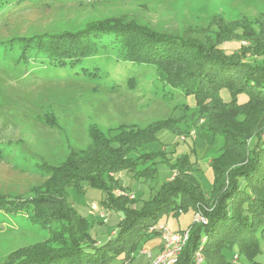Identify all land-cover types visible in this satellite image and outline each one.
<instances>
[{"label": "rangeland", "instance_id": "374dc122", "mask_svg": "<svg viewBox=\"0 0 264 264\" xmlns=\"http://www.w3.org/2000/svg\"><path fill=\"white\" fill-rule=\"evenodd\" d=\"M118 21L126 26H146L182 41L194 38L204 41L222 22L248 21L253 26L264 21V0L0 3V199L22 202L28 207L17 213L0 212V264H10V256L21 249L51 243L60 223L47 228L37 222L33 215L35 205L31 202L39 199L45 210L54 215L55 210L61 209L57 206L62 196L46 188L51 184L49 177L40 174L42 164L60 166L71 150H84L91 144L93 132L106 139L121 128L154 133L153 139L132 151L130 158L137 159L132 161L136 162V175L149 174L153 157L148 154L155 155V173L149 178H136L127 172L115 174L123 187L116 195L134 199L135 208L142 207L159 187L173 180L176 174L172 167L182 157L193 168L198 191L205 197L213 193L214 175L209 165L222 148L223 138L207 131L205 116L195 109L194 97L171 88L163 79L164 69L154 64L123 61L125 48L108 37L102 38L107 45L102 53L74 67H54L37 54L35 40L42 35L74 36L90 31L93 26H119ZM243 30L236 28L233 35L237 38L218 46L225 57L240 58V49L247 44L240 41ZM254 31L257 33L258 28ZM29 41L32 45H28ZM219 95L225 103L233 100L226 88ZM233 102L246 105L249 96L239 94ZM169 122L173 123L172 129L166 125ZM158 124L162 125L154 129ZM65 196L75 214L91 227L95 245L114 237L122 213L105 208L104 191L74 185L67 187ZM195 216L189 207L176 216L171 213L166 219L163 216L159 225L171 232L186 230ZM144 240L140 250L125 264H151L165 245L161 234ZM142 249L148 253L143 254ZM236 255L239 253L235 249L225 253L233 264H264V243L251 261ZM122 260L121 255L112 264H123Z\"/></svg>", "mask_w": 264, "mask_h": 264}, {"label": "trees", "instance_id": "16d2710c", "mask_svg": "<svg viewBox=\"0 0 264 264\" xmlns=\"http://www.w3.org/2000/svg\"><path fill=\"white\" fill-rule=\"evenodd\" d=\"M4 1L12 0L0 3ZM121 22L116 23L119 26H93L76 36L42 35L35 40L37 54L54 67H74L102 53L107 46L102 38L108 37L125 48L123 61L164 69L163 79L171 88L194 97L195 109L205 116L207 131L223 138L222 148L209 165L214 175L213 193L205 197L198 191L193 168L182 157L172 167L176 174L173 180L159 187L142 207L135 208L134 199L116 195L123 187L115 174L127 172L136 178H149L155 173V155L148 154L153 157L149 174L136 175V162L132 161L137 159L130 158L131 152L152 140L154 133L119 128L117 134L106 139L93 132L91 144L84 150H71L60 166L42 164L40 174L49 177L51 184L46 188L61 193L57 206L61 209L53 215L36 199L31 202L35 205L33 215L47 228L55 222L60 223V228L54 232L51 243L12 254L10 264H112L121 255L125 264L140 250L146 237L160 234L156 227H162L159 221L163 216H176L189 207L207 223L194 221L186 230L174 231L189 233L175 264H193V255L199 249L201 264H233L225 253L234 249L251 261L264 243V21L253 26L248 21L222 22L204 41H182L146 26H126ZM240 27L244 28L240 41L247 44L240 49V58L225 57L218 46L236 39L233 32ZM244 57L247 59L243 60ZM224 88L233 100L239 94H248L249 102H223L219 91ZM172 124L166 125L172 129ZM74 185L104 191L105 208L122 213L113 238L95 245L89 224L66 202L65 190ZM23 208L28 207L22 202L0 199V212L17 213Z\"/></svg>", "mask_w": 264, "mask_h": 264}, {"label": "built area", "instance_id": "2783aa9c", "mask_svg": "<svg viewBox=\"0 0 264 264\" xmlns=\"http://www.w3.org/2000/svg\"><path fill=\"white\" fill-rule=\"evenodd\" d=\"M195 221L202 224L207 223L206 220H204L199 214L195 216ZM156 228L165 241V245L163 246L161 252L151 261V264H175L181 250L188 241V231L176 233L171 232L165 227L157 226ZM143 253H146V251H143ZM202 262L203 257L199 249L193 255V264H201Z\"/></svg>", "mask_w": 264, "mask_h": 264}, {"label": "crops", "instance_id": "0c3cea01", "mask_svg": "<svg viewBox=\"0 0 264 264\" xmlns=\"http://www.w3.org/2000/svg\"><path fill=\"white\" fill-rule=\"evenodd\" d=\"M120 180H121V179H120ZM108 214H109V216H110V212H109ZM109 216H108V217H109ZM101 217L104 218V215L101 214ZM162 248H163V246H162ZM162 248L160 249L159 253L161 252ZM143 251H146V253H148L146 249H143ZM142 253H143V252H142ZM159 253H157V255H158ZM143 254H144V253H143ZM157 255H156V256H157ZM156 256H155V257H156ZM155 257H154V258H155ZM154 258H153V259H154Z\"/></svg>", "mask_w": 264, "mask_h": 264}]
</instances>
